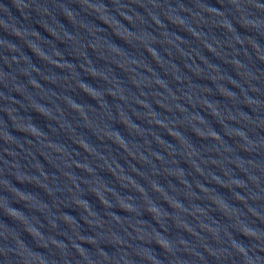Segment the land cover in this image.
<instances>
[{
	"label": "water",
	"instance_id": "obj_1",
	"mask_svg": "<svg viewBox=\"0 0 264 264\" xmlns=\"http://www.w3.org/2000/svg\"><path fill=\"white\" fill-rule=\"evenodd\" d=\"M0 264H264V0H0Z\"/></svg>",
	"mask_w": 264,
	"mask_h": 264
}]
</instances>
